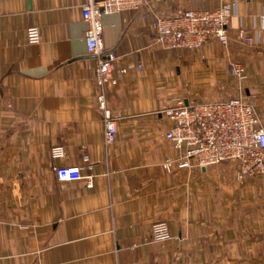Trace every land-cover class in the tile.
<instances>
[{"label":"crops","instance_id":"crops-1","mask_svg":"<svg viewBox=\"0 0 264 264\" xmlns=\"http://www.w3.org/2000/svg\"><path fill=\"white\" fill-rule=\"evenodd\" d=\"M82 2L0 0V264H264V173L242 176L232 160L163 165L180 154L165 136L173 120L164 110L177 97L242 96L264 128V0H147L104 13L105 44L118 56L116 82L103 87L119 116L113 143ZM219 6L231 11L226 42L153 41L156 16ZM30 26L39 41H27ZM55 144L65 148L56 160ZM55 164L86 168L93 187H59ZM160 220L170 236L151 239Z\"/></svg>","mask_w":264,"mask_h":264},{"label":"built area","instance_id":"built-area-1","mask_svg":"<svg viewBox=\"0 0 264 264\" xmlns=\"http://www.w3.org/2000/svg\"><path fill=\"white\" fill-rule=\"evenodd\" d=\"M147 0H83L82 16L86 22L85 46L89 54L96 59L95 83L100 92L97 94L98 106L103 113L104 138L106 143H113L117 138L118 118L108 104L104 85L114 84L112 71L116 66L118 56L110 50L104 40V25L102 15L123 10L140 9ZM146 17V16H144ZM231 17L228 6L213 9L187 8L180 14H165L156 16L151 22L152 39L155 43L171 49L195 50L211 40L226 42L227 27ZM240 30V35H242ZM29 43L40 39L37 26L26 30ZM247 42L254 44L251 36ZM141 63L135 64L139 70ZM122 71L129 67L122 66ZM239 78L244 76L240 66L231 67ZM165 113L173 120L165 136L172 145L180 151L176 159L166 158L163 165L172 169L191 166L192 160L199 166H207L226 160H234L241 175L264 173V128L250 102L242 96H233L216 101H193L185 103L183 98L165 108ZM52 159H59L65 153L61 144H55L50 149ZM54 172L59 187H64L68 181L82 183L93 187L95 174L79 165L55 164ZM0 192V202H1ZM149 236L154 240H163L170 236L167 221L160 220L152 224ZM16 264H26L17 262ZM36 264V263H28Z\"/></svg>","mask_w":264,"mask_h":264},{"label":"rangeland","instance_id":"rangeland-1","mask_svg":"<svg viewBox=\"0 0 264 264\" xmlns=\"http://www.w3.org/2000/svg\"><path fill=\"white\" fill-rule=\"evenodd\" d=\"M233 97V96H232ZM178 98H181V97H178ZM172 144V143H171ZM174 147V146H173ZM175 148V147H174ZM227 161V160H226ZM232 161H234V160H232ZM236 162V161H235ZM237 163V162H236ZM238 164V163H237ZM207 166H209V165H207ZM238 166V165H237ZM204 167H206V166H204ZM238 169V168H237ZM238 172H239V170H238ZM240 174V173H239ZM241 175V174H240ZM242 176H246V175H242ZM170 227V226H169ZM166 239V238H165Z\"/></svg>","mask_w":264,"mask_h":264}]
</instances>
